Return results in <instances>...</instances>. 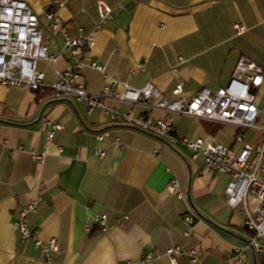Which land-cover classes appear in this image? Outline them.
Masks as SVG:
<instances>
[{
	"label": "crops",
	"instance_id": "crops-1",
	"mask_svg": "<svg viewBox=\"0 0 264 264\" xmlns=\"http://www.w3.org/2000/svg\"><path fill=\"white\" fill-rule=\"evenodd\" d=\"M21 1L38 16L42 40L58 57L55 63H37L48 85L57 81V71L73 64L69 54H62L65 33L93 36L92 48L80 56L85 63L80 83L92 94L115 78L119 92L122 84L142 88L152 82L167 101H187L203 88H225L242 56L264 69V0ZM99 2L112 8V19L101 22ZM48 12L62 18L63 31L49 29ZM236 23L246 28L244 34L236 35ZM90 62L104 65L105 74ZM256 96L261 120L264 82ZM103 103L137 117L171 119L189 140L214 137L236 146L233 126L142 102L106 98ZM54 124L62 128L49 140ZM226 127L233 129L229 139L222 135ZM31 152H44V162ZM192 155L181 144L171 146L164 138L113 123L102 108L89 112L84 101L0 86V264H48L15 225L22 206L36 198L40 202L30 226L43 241L57 239L54 264L136 263L147 253L155 256L154 264H171L167 250L182 246L197 250L199 262L180 256L178 264H222L234 247L249 244L252 233L241 208L226 202L229 178L205 172L203 158ZM173 179L182 198L167 190ZM38 183L45 184L40 193ZM97 214L107 216L106 232L93 224ZM185 217L194 219L191 227ZM247 264H264V257L248 248Z\"/></svg>",
	"mask_w": 264,
	"mask_h": 264
},
{
	"label": "built area",
	"instance_id": "built-area-1",
	"mask_svg": "<svg viewBox=\"0 0 264 264\" xmlns=\"http://www.w3.org/2000/svg\"><path fill=\"white\" fill-rule=\"evenodd\" d=\"M58 5L64 7L65 1L59 2ZM98 13L101 22L113 17L112 8L103 2L98 3ZM45 19L51 31L64 30L63 20L58 14L48 12ZM234 31L236 35H242L246 28L241 23H236ZM93 44L92 35L71 37L65 33L62 54H69L73 64L65 71H57V81L48 85L37 63L39 60L55 63L58 57L51 55L48 43L42 40V27L38 16L24 1L0 0V86L23 88L31 92H48L55 99L74 98L84 101L89 112L102 108L113 123L164 138L171 146L181 144L192 151L193 159L201 156L205 172L229 178L225 188L226 202L232 209L241 208L244 226L252 233L249 244L234 247L231 256L225 258L222 264H247L248 248L264 257V123H259L261 108L256 96L264 82V69L242 56L225 88L215 92L203 88L187 101H167L152 82L142 88L122 84L123 92H119L120 83L115 78H111L100 93L92 94L80 83V73L85 67L80 56L88 52ZM179 63L183 64L184 60L179 58ZM89 66L105 74L104 65L90 62ZM174 70L176 68H173ZM181 87V84L177 86L175 92L181 93ZM106 98L131 103L142 102L168 113L233 126L237 129L234 136L236 146L219 143L214 137L189 140L178 134L171 119L153 120L149 116L137 117L132 113H121L105 107L103 101ZM46 125L51 124L46 121ZM61 128L60 125H52L51 130L47 132L48 139H53L54 132ZM249 133H254L255 136L247 140ZM98 138L102 140V136ZM31 156L35 161L43 163L46 154L31 152ZM37 189L39 193L42 192L45 184L38 183ZM167 190L178 198L183 197L176 179L169 183ZM39 202L40 198H36L22 206L15 225L22 239L37 248L46 263L54 264V256L59 250L57 239L43 241L30 226V218L37 212ZM107 220L105 214H97L92 222L100 231L106 232ZM184 221L189 227L194 224L192 217H185ZM91 231V226L85 227L86 233ZM185 235L188 236V232ZM165 255L171 264H178L177 259L180 256H187L190 263L199 262L197 250L185 246L171 248ZM155 259L152 253H147L138 262L129 261L126 264H154Z\"/></svg>",
	"mask_w": 264,
	"mask_h": 264
},
{
	"label": "rangeland",
	"instance_id": "rangeland-1",
	"mask_svg": "<svg viewBox=\"0 0 264 264\" xmlns=\"http://www.w3.org/2000/svg\"><path fill=\"white\" fill-rule=\"evenodd\" d=\"M262 102V106H264V101H261ZM260 124L264 123V117L261 118ZM232 134H233V129L231 127H226L222 133V135L226 136L228 139L232 137ZM255 136L254 133H249L248 136H247V140L248 139H251Z\"/></svg>",
	"mask_w": 264,
	"mask_h": 264
}]
</instances>
